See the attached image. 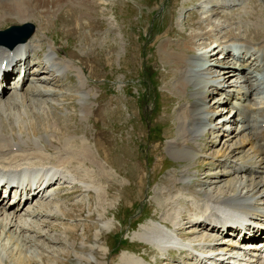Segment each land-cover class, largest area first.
I'll use <instances>...</instances> for the list:
<instances>
[{"label":"rangeland","instance_id":"obj_1","mask_svg":"<svg viewBox=\"0 0 264 264\" xmlns=\"http://www.w3.org/2000/svg\"><path fill=\"white\" fill-rule=\"evenodd\" d=\"M99 1L100 4L97 5L96 12L91 6V15L86 14L88 20L91 18V23L94 25L92 28L84 25L83 31L90 34L88 37H80L79 33L64 32L69 27H72L73 30L78 27V25H73L70 22H60L61 17L65 19L68 17L69 14H66V12H63V15L51 14L53 23L48 27L46 25L42 26L41 19L43 16L39 14L38 10L35 11L36 14L27 12L23 17L11 14L0 21V27L5 26V23L15 24L23 20V22L32 20L35 23L37 29L33 37L37 36L45 39V42L42 39L38 41L37 45L41 46L36 48L39 52L35 53L32 60L33 63L38 64L36 66L41 68L40 74L36 77L37 80L45 78L38 82L43 84V87H53L50 85L55 87L52 95L37 92L39 84L34 85L30 90H28V87H24L25 93L35 100L44 101L41 99L45 98L50 100L48 97H52L49 101L50 107L46 110V114L36 115L39 117H37L38 119L33 116L30 117L28 112L22 113L21 109L17 108V115L10 116L8 121L3 122L4 132L6 134L22 135L27 144H31L28 139L32 136H48L47 140L49 142L45 138L41 139L39 144L45 147L44 151L48 154L57 153L63 146L69 147V152L79 150L80 143L83 141L89 143L94 152L92 153L93 158L87 157L86 153L87 161H81L82 163L75 161L72 164L61 166V169L65 166L64 168L70 173L74 171L79 177L76 176L81 182V184H77L79 185L76 186L77 189L76 187L70 188L68 187L70 184L65 183L58 188L59 191L53 194L55 195L54 199H47L42 202L35 198L22 207L20 210L22 213L27 205L30 209L35 208L33 221L36 224L33 221L32 224L36 229L39 230L40 228L39 233L32 230L28 231V235L23 236V234L19 235L13 231L12 237L9 238L8 235H0V254H4V260L1 258L3 261L0 259V264H5L4 261L6 263L12 261L14 264H18L16 257L19 255L24 256V254L26 257L24 256L23 259L28 256L32 260H28L23 264L29 262V264H119V258L124 253L128 254L126 255L128 259L137 257L143 260L145 258L147 264H178L175 260L174 262L169 260L179 258L180 255L177 251L170 249V255L165 249H158L155 244L144 241L145 239L141 237V229L145 225L153 220L158 219L160 221L163 214L172 212L174 205L168 204L169 199L172 197L179 198L175 202L176 213H179L180 209H187L188 204L192 209L194 208L193 195L185 188L180 191H173V194L164 197L157 196L159 191H165V180L171 177L173 172H179L186 166V163H179L180 161L171 156L166 148L169 137L175 132L181 133L179 123L181 117L179 114L182 112L183 103L174 95L175 90L172 85L175 84V77L172 78L169 74L170 66L164 62L165 59L160 45H162V42L168 43L170 39L168 44H174L173 46L183 45L185 48H189L187 42L192 35L214 30L209 23L210 20L214 21V19H219L220 24L222 23V29L225 30L222 32L221 29L220 31L217 29L214 33L219 34L218 36L221 35V32H226L228 28H232L235 34H239V32L244 31L243 22H245V25L251 24L256 21L259 10L264 13V0H244L245 4L241 0H236V3L232 4L227 2L226 6L222 4L226 12H230V16L234 15V11L235 13L245 9L250 12L254 11L253 16L250 12H244L245 15H239L236 16L239 18L234 17L229 20L225 19L224 16H220V14H212L210 3L204 6V1L209 2V0L203 1V7L199 6L201 0H121L119 6L117 0ZM211 1H214V9L219 11L221 9L219 8L220 1ZM231 8L234 11H231ZM239 8L241 9L239 10ZM192 11L196 12L195 25L188 26L186 25L188 14ZM118 26L122 27L121 31ZM243 34H246V32L244 31ZM205 37L200 36L194 39V45H192L194 49L190 50L193 60L200 61L202 59L208 64H218L217 61H219L223 63L222 66L224 64L233 66L236 63L232 62L237 60L230 54L220 57L222 52L218 51V43H212L215 40ZM235 40L237 39H230L229 41ZM49 42L56 46L58 55L63 58L62 60H67L72 64L64 72V75H61V70H57L56 73L55 70L51 71V68H46L43 60L45 54L41 58L39 56L41 53L40 48L47 45L48 49ZM223 51L228 53L229 50L225 47ZM207 55H209V58ZM143 60H146L148 65L150 64L145 72L146 75H151L149 86L145 82V77L140 83L139 74ZM75 66L82 68L84 71L83 87L87 90V93L76 92L81 84L79 76L76 75L78 69ZM58 74L59 76H57ZM30 76L33 78L32 73ZM51 76H53L52 79H50ZM56 78L58 79L56 80ZM257 79L260 81L259 78ZM54 80L56 82H52ZM59 80L63 85H60ZM65 80L69 81H66L65 84ZM225 80L226 77L225 79H218L216 85L222 81L225 82ZM229 83L227 84L229 85ZM59 89L63 90V93H59ZM143 89H146L145 93ZM216 90L217 86L214 91ZM31 92H37L35 93L36 97ZM143 93L145 95L148 93V96H142ZM221 94L219 92L217 97H220ZM214 95H216V92L207 99L208 104L214 105ZM81 96H83V100ZM224 100L222 102H229V100ZM140 101H142V106H140ZM209 107H211V112L213 110L218 112L217 116H220L221 110V115L226 113V108L221 106L216 109L211 105ZM209 116L212 117V114H208V119L211 118ZM0 117L4 118L3 113L0 114ZM258 119L257 116L252 123L258 124ZM45 121L55 122L56 127L52 125L45 130L41 126ZM234 124L232 123L231 126H234ZM160 130V137L155 138L154 136ZM215 130H211V132L213 131L212 134L210 132L203 140H199L202 146L201 150L202 153L209 156L216 154V158L220 157L222 160L221 162L212 158L204 160L202 156L194 158L191 167L193 175L190 176L191 181L189 183L191 189H199L205 186L206 183H203L210 175L212 182H218L219 185L225 187V190H229L231 177L238 180L241 179V176L235 174L226 176L227 178L221 177L223 175L222 170L228 167L229 164H233L225 165L226 161L223 156L231 152V156L234 155L236 158L252 153L250 142L242 140V136L246 131L241 130L237 135H233V131L227 133L223 127L218 131ZM14 140L18 141L17 138ZM212 140L213 143H211ZM236 140L237 143L234 142ZM239 141L243 148L242 152L232 153L236 149H233L231 145L238 144ZM30 148L33 147L30 146ZM211 160H213V163L210 164ZM216 166H222L221 170H213ZM98 168L100 170H112L111 176L116 178L103 177ZM93 172L96 174L94 175ZM255 174L259 176L257 175L259 173ZM76 177L75 179H77ZM138 177L142 179L140 189L136 185ZM250 179H259V177ZM69 181H72V179ZM83 181H86V183ZM177 187H183L182 183L177 182L175 188L177 189ZM97 188L100 189L99 192H97ZM104 194L108 195L107 201L103 200ZM157 197L162 201L167 200L161 209ZM198 197L199 194L197 193L196 199ZM30 219L32 220V218ZM190 220L194 221L195 217L192 216ZM198 223L196 222L190 226L191 228L187 227L186 230L181 229L178 232L185 234V238L188 240L190 239L189 236H193L191 231L201 226ZM1 230L0 225V232ZM40 232L43 234L41 235ZM209 233L212 234L211 231ZM201 235L205 236L203 232H197L196 234L199 238ZM47 236H54L59 238L60 241L50 240ZM220 237L223 240L224 238L227 239L223 235ZM233 239H236V237ZM28 240H31V242ZM4 243L6 248L2 246ZM26 249L30 251L27 252ZM32 249L42 254L43 261L41 257L40 260L34 261ZM179 253L181 254V261L189 263L188 257L181 252ZM127 257L125 260H127Z\"/></svg>","mask_w":264,"mask_h":264},{"label":"bare ground","instance_id":"obj_2","mask_svg":"<svg viewBox=\"0 0 264 264\" xmlns=\"http://www.w3.org/2000/svg\"><path fill=\"white\" fill-rule=\"evenodd\" d=\"M117 1L119 6L121 0ZM219 1V4H221L219 5V8L221 9L219 11L214 10V13L212 14H220V16H224L225 19L227 18V20L239 15H243L244 12H250L245 9L243 11H240L239 13L233 12L234 15L230 16V12H226L225 7H222V4L226 6L227 1ZM99 4V0H0V21H3V18H7L11 14H16L17 17H23L27 12L36 14L35 11L38 10L40 12L39 14L43 16L41 19L42 26L46 25L48 27L53 23V17L51 14L55 13L56 15H63V12H66V14H69L68 17L66 19L64 17H61L60 22H70L73 25H78V27L75 28L76 30H73L72 27H69L65 29L64 32L72 34L79 33L78 35L80 37H88V35L90 34L83 31L84 25H86V27L91 26V28L94 25L91 23V18L88 20L86 14H90L91 6L96 12L97 5ZM250 14L251 16H253L254 11L250 12ZM195 17L196 12H190L188 14L186 25H195ZM240 21L243 22L242 20ZM256 21H253L251 24L246 25L245 22L242 23L246 34H243L244 31L239 32V34H235V31L232 28H228L226 32L221 33L222 36H218L219 34L217 35L214 32L217 29H219L220 31V29L223 30L224 28L222 29V23L220 24L219 19H214V21H209L214 30L205 31L206 33L201 31L202 33H195L196 35H192L187 42V44L189 45V48L187 47L188 49L183 45L173 46L174 44H168L170 43V39L168 40V43L162 42V45H160L162 47L161 51L165 59L164 62L170 66L169 74L172 78L175 77V84L172 85L175 90V92L173 91L174 95H176L178 97V100L183 103V106L181 107L182 112L180 114L178 113L181 117L179 120L181 133L175 132L174 134H172L166 142V148L171 156L180 161L179 163H186V166H184L183 169H181L179 172H173L171 177H167L168 179L165 180V191H159L157 193V196L164 197L168 194H173V191H180L181 189L185 188V190H189L193 195L194 199L192 198V201L194 203V208L192 209L190 207V204H188L187 209H180L179 213H176L175 202L179 198L172 197L168 201L169 205H174V207L172 208V212L163 214L160 221H158V219L155 221L153 220L145 225L141 229V237L145 239L144 241H150L151 244H155L158 249H166L167 251H170V248L173 247L180 249L179 252L185 254V256L188 257L189 263L186 262V264H191V262L192 264H264V240L262 239V237L261 239L256 240L257 234L254 233H243V235H241V240L247 239L246 241H241L239 239L233 241L231 237H229L228 240L225 238L223 240L220 237L221 235L228 237V234L229 236H235L240 229L238 224L246 220L258 222L261 225V228L258 229H264V125L262 124L264 122V87L259 90V83L254 81V79L256 78L254 70L260 69L259 66H264V13L262 12V10H259V14L256 16ZM64 25L66 26V24ZM10 27L11 28L9 29L8 33L5 34V37H11L14 34H21V32L25 28L24 24L20 26L11 25ZM118 28L121 31L122 27L118 26ZM36 29L37 28L35 25L34 31ZM35 34L36 31L33 35H31L30 38H28V40L18 43L13 48H10L9 45L6 46L4 44H0V66L4 61H6L5 68L7 69V67H13L17 62L20 61V63H23V66L25 67L23 80L19 88L14 87V90L11 94L6 93V95H4V93L2 95L3 92L8 91V87L10 88V86H4L2 92L0 93V112H2L4 116V118L0 117V179L3 180L0 184V189L2 187H10L9 190L11 188L19 190L21 201H25L21 204L20 208H22L27 201H30L33 197L37 196V194H40L41 196L44 192L45 195V193H47V191L49 190L48 187L51 186L56 180L62 178L64 179L63 182L68 181L66 179L69 177H67V174L64 173L61 169L62 165H66L69 163L72 164V162L75 161H87V158L85 156L86 153L87 157L90 156L91 158H93L92 153H94L89 143L83 141L80 143L81 146L79 150H73L72 152H69V147L63 146L57 153L55 152L53 154H48L44 151L45 147L43 145H39L41 139L46 138L47 140L48 136H32L28 139L31 144H27L22 135H15L14 133L6 134L4 132L3 122L8 121L10 119V116L17 115V108H20L22 113L28 112L30 117L33 116L37 118L38 116L36 115L40 116V113L46 114V110H48V108L50 107L49 101L52 97H48L50 98V100H47L45 98L41 99L44 101H39L35 100L30 95H27L26 93L18 90L24 85L28 87L26 84L29 78V74L33 73L32 69L37 64L35 61V63H33L32 60H28L32 53L35 54L39 52V50H37L36 48L41 46L37 45V43L38 41H41L42 38L37 36L33 37ZM200 36H206L210 39L215 40L212 43H218L217 47L219 48V52H225L223 51L225 50V47L222 44L223 41L220 40L221 38H225L228 40H241L245 42V48L241 51L239 61L234 63L233 66L230 64H224V66H222L223 63L219 61H217L218 64H208L205 62L196 64L192 60V54H190V50L194 49L192 47V45H194V39ZM167 47L170 48L168 49ZM44 54L45 55L43 60L46 64V68H51V71L61 70V75H64V72L69 68V66H72L71 62L62 60L63 58L58 55L56 46L51 42H49L48 49ZM41 55L42 53L39 54L40 58L42 57ZM61 55L63 56V54ZM77 69L78 72L76 75L79 76L80 84L81 86H83L84 71L82 68ZM215 69L217 70V73H214L216 71ZM39 73L37 72L36 74ZM194 74L195 76L198 74L202 75V79L198 80L194 78ZM52 77L53 76H51L50 79H52ZM225 77V81L230 80L234 84V86H229V88L227 87L228 84H226V86L222 85V87L216 85L218 79H225ZM216 78L217 80L215 81ZM57 79L58 78H56V80ZM69 80H65V84L66 81L68 82ZM59 81L61 82V80ZM34 85H37V83L30 85V88ZM50 86L53 87H43L39 84L36 91L39 93L43 92L46 95H52L53 89L55 87L54 85ZM67 86L69 85L67 84ZM216 86L217 89H224L226 98H223V100H229L230 107L235 108V111L230 114L227 119L225 117L223 118L224 120L221 124L226 126L224 128L226 130L228 129L227 131L229 133L233 131V135H237V133L239 131L241 132V130H244V132L246 131V133H244V135L242 136V140L250 142L253 148L263 149V154L260 155L258 153L255 156L248 158L247 160L231 159V161H234L232 162V165L227 163L228 159L232 157L230 154L231 152L223 156L224 160L226 161L225 165L229 164V166L226 168H224L225 165L223 166V175L231 176L233 173H242L241 175H239L241 176V179L235 180L233 177H231L229 190H225V187L223 185H219L218 182H212L210 175L203 183H206L205 186L199 189H191L189 185L191 180L189 177L192 174L190 173V171L191 167L193 166L192 163L194 162V158L198 157V154L200 152L202 153V146L200 141L203 140V138L207 134H209L211 130L218 128L217 124L213 123V120L216 118V116H214L213 118L209 116L211 118L208 119V114L209 112H211V107L208 106L207 102V97L210 96V94L216 89ZM80 90L81 89L78 88L77 91ZM59 91V93L62 92L61 89H59ZM261 93L263 94L260 95ZM81 99L83 100V96H81ZM223 100H221V105L223 103H226L222 102ZM254 113L258 116L259 123H255L252 125V123H250L249 121L250 118L248 117V115L253 116ZM257 116H255V118ZM231 121L234 122L235 125L228 127L227 124L231 123ZM52 125L53 127H56L55 122L45 121L43 124H41V126H43L45 130L50 128ZM15 138H17L18 141L14 140ZM234 142L237 143V140ZM234 144L233 146L231 145V147L236 150L232 151V153L242 151L243 148L241 147L240 141L238 144ZM30 146L33 148H30ZM74 154L77 156L73 157L72 155ZM217 160L221 162L222 159H220V157H217L216 161ZM46 162H50L51 165L47 166ZM209 163H213V160H211ZM43 166L46 167V171H44V169L42 168ZM98 171L100 172V174H102L103 177L106 176L110 179L116 178H114V176H111V174L113 173L112 170H100L98 168ZM256 172H259V174H257L259 176H256ZM29 173H32L34 176H36V178L31 179V181L25 178V176ZM87 174H89V172H87ZM95 174L96 173H94V175ZM223 175L221 177L227 178ZM83 177L85 178V176ZM132 177L135 178L134 176ZM252 177H259V179H250ZM81 179L83 180L82 177ZM177 182L182 183L183 187H177L176 189L175 187ZM141 184L142 179L141 177H138L136 185L139 189ZM213 184L215 185L212 186ZM110 186H112V184H110ZM99 188L96 189L97 192H99ZM197 193L199 194L198 199H196ZM107 198L108 195L104 194L103 200L107 201ZM157 198L159 200L158 202L161 209V207L163 208L164 203H166L167 200L162 201V199H160L159 197ZM11 206L12 204H10L7 209L4 207H0V225L2 227L0 235L5 234V236L8 235L9 238L11 235H13V231L18 233L19 235L23 234V236L28 235V231L32 230L39 233L40 228L38 230L33 227L34 225L32 224V221L34 219H30L35 214V208H26L25 213H20L18 212L20 208H18L17 210L10 209ZM192 216L195 217L194 221L190 220ZM210 220H213L215 223L209 224ZM196 222H199L198 224H200L201 226H199L198 229L191 231V235L193 236H189L190 239L187 240V238H185V234L178 232L181 231V229L186 230L187 227L189 228ZM209 231H211L212 234L209 233ZM197 232H203L205 236L201 235V237L199 238L198 236H196ZM40 234L42 235L43 233L40 232ZM261 236H264V233ZM47 238L53 241H60L59 238H56L54 236H47ZM28 241L31 242V240ZM2 246L5 247V243ZM32 250V255L35 258V260H33H40L41 257V260L43 261L41 256L42 254H39V251L37 250ZM3 255L4 254H0V259L3 258L4 260ZM126 255L128 254L124 253L121 255V257L119 258V264H147L145 258L142 260L135 256V259H128ZM24 256L19 255L16 257V260L20 264H23L28 260H32L28 256L26 259H23ZM126 257L127 260H125ZM88 259L90 260V258ZM3 260L1 259V261ZM208 261L209 263H207ZM4 262L5 264H14V262L12 261H9L8 263H6V261Z\"/></svg>","mask_w":264,"mask_h":264},{"label":"water","instance_id":"obj_3","mask_svg":"<svg viewBox=\"0 0 264 264\" xmlns=\"http://www.w3.org/2000/svg\"><path fill=\"white\" fill-rule=\"evenodd\" d=\"M26 27V26H25ZM25 29V28H24ZM22 34V35H21ZM21 34H14L11 36L12 40L9 42V41H6L4 39H7L8 37H4V39H2V41L4 43H7L9 45H13L14 43H16L17 41L21 40V39H25L26 36H28L29 34V30L28 29H25L24 31L21 32Z\"/></svg>","mask_w":264,"mask_h":264},{"label":"trees","instance_id":"obj_4","mask_svg":"<svg viewBox=\"0 0 264 264\" xmlns=\"http://www.w3.org/2000/svg\"><path fill=\"white\" fill-rule=\"evenodd\" d=\"M145 70L146 69H144V76L146 75V73H145ZM150 80H151V75H146L145 76V82H146V84L149 86L150 85Z\"/></svg>","mask_w":264,"mask_h":264}]
</instances>
